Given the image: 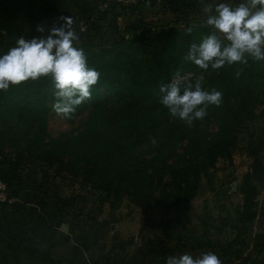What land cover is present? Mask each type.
Returning <instances> with one entry per match:
<instances>
[{"label":"trees","instance_id":"obj_1","mask_svg":"<svg viewBox=\"0 0 264 264\" xmlns=\"http://www.w3.org/2000/svg\"><path fill=\"white\" fill-rule=\"evenodd\" d=\"M140 2L112 5L134 14ZM130 5H135L133 11ZM101 11L89 14L85 31L80 23L74 28L79 36L75 46L83 48L88 66L100 73L87 101L90 116L76 132H49L48 113L56 101L50 76L0 90V177L12 196L21 198L10 204H27L31 186L21 185L20 170L35 158L45 163V181L50 177L47 169L53 177L78 180L112 210L125 199L145 208H178L197 197L204 178L213 182L220 159L232 162L241 148L251 163L238 183L242 202L236 206L237 234L222 245L199 239L194 248L196 256L221 251L244 263L264 264V256L255 259L243 249L259 215L257 197L264 186V61L248 57L246 64L201 69L185 56L193 43L212 33L207 23L175 22L156 33L141 17L142 31L131 37L122 33V40L107 39L97 24L90 25ZM188 28L192 33L185 32ZM22 35L3 36L2 42L10 49ZM154 35L160 43L149 40ZM176 78L181 91L185 82L202 78L203 90L222 93L220 104L208 105L204 119L194 120L191 127L160 103V86ZM257 120L260 125L252 126ZM8 203L0 201V206ZM263 251L264 244L259 248Z\"/></svg>","mask_w":264,"mask_h":264},{"label":"rangeland","instance_id":"obj_2","mask_svg":"<svg viewBox=\"0 0 264 264\" xmlns=\"http://www.w3.org/2000/svg\"><path fill=\"white\" fill-rule=\"evenodd\" d=\"M78 1L79 3H74L73 0H32L29 8L31 7L33 13L23 25L22 36L31 39L46 35L47 29H50L61 16L71 17L73 27L76 28L89 16L82 0ZM90 1L93 4L88 6L91 10L89 14H93L95 9H98V0ZM153 1H157L165 8V16L158 13L157 8L148 14L145 13L147 11L143 13L140 10L128 14L124 11V6L114 4L99 12L96 21H90V25L93 28L94 24H97L107 39L114 37L122 40V33L131 37L135 30L140 32L145 28L140 24L141 17L152 28L155 27L157 33L161 26H170L175 22L181 26L206 23L204 20L206 15L202 9L208 2H212L213 6L220 2L236 6L240 2V0ZM144 2L135 5L141 6ZM50 3H54L53 6ZM135 5H130L128 10L133 11ZM48 8H53L54 11L50 19ZM42 10L47 13L43 14ZM36 12L39 13L38 21L31 18V16L37 18ZM153 13H156L157 17H153ZM38 25L45 27V33L37 32ZM149 40L156 43L161 41L156 35ZM6 47L0 38V55L8 52L9 49ZM87 101L77 106L75 112L67 118L54 111L53 105L56 101H53L47 120L51 135L76 132L81 128L92 109L87 105ZM260 123L257 120L252 126H259ZM28 160L20 170L19 179L22 186H31L27 204L0 213V217H6L9 226V230L5 231L0 227V237L10 240V244L23 242L26 238L33 239L37 236L38 224L42 226L44 220L50 217L56 221L59 236L62 237L65 229L61 223L67 226L66 231L71 228L70 238L65 243H58L56 250L61 254L65 252L73 254L71 264H104L105 260L109 259L116 260V264H165L169 255L189 253L195 257L194 247L199 239H211L219 245L228 242L238 231L236 206L242 202L238 183L251 163V158L241 148L235 151L232 162L220 159L214 169L213 182L204 178L197 197L181 207L168 210L145 208L125 199L118 209L112 210L107 203H101L99 196L93 193L92 189L81 186L78 180L53 177V170L47 169L50 177L45 181L41 171L45 163L35 158ZM257 199L259 215L246 233L248 244L243 246V249L244 255L260 259L264 256V251L259 252L260 246L264 244V222L259 221L264 215V186L260 188ZM13 237L22 240L14 241ZM216 255L222 264H249L234 254L220 251Z\"/></svg>","mask_w":264,"mask_h":264},{"label":"clouds","instance_id":"obj_3","mask_svg":"<svg viewBox=\"0 0 264 264\" xmlns=\"http://www.w3.org/2000/svg\"><path fill=\"white\" fill-rule=\"evenodd\" d=\"M206 23L212 33L201 42L193 43L185 59L201 69H220L225 64H246L248 57L264 61V0H240L236 6L220 2L204 5ZM62 21V23H61ZM69 16H61L47 29L46 35L15 41L14 47L0 55V90L41 77H51L55 87L54 111L70 117L76 107L91 99V88L100 79V73L87 64L83 48L75 46L79 36ZM37 32L45 33L43 25ZM186 33H192L188 28ZM240 73L237 72V77ZM180 78L162 84L160 103L172 117H178L191 127L194 120H203L208 105H219L222 93L202 89V78L195 83ZM155 143V141H153ZM165 264H222L213 252L193 256L189 253L169 255Z\"/></svg>","mask_w":264,"mask_h":264},{"label":"crops","instance_id":"obj_4","mask_svg":"<svg viewBox=\"0 0 264 264\" xmlns=\"http://www.w3.org/2000/svg\"><path fill=\"white\" fill-rule=\"evenodd\" d=\"M73 2L79 3L78 0H73ZM31 4L32 0H0L1 40L3 36L14 37L17 36L18 33H21L26 19H29L31 13H33L31 11V7L29 8V5ZM50 4L52 5L54 3ZM82 4L84 6V9L87 10L86 14L89 15V13H91V10L88 6L93 3L90 0H82ZM12 5H15V7H13ZM48 9V19H50V17L54 14V11L53 8ZM155 9L158 13L162 14V16H165V8L161 7L160 3H158L157 1L146 0L140 6V11H147L145 12L147 14L150 11H154ZM42 13L45 14L47 12L42 10ZM26 15L28 18H26ZM35 15L37 18H34L32 16L31 18L35 21H38L39 13L36 12ZM154 16L157 17L156 13H153V17ZM15 200H17L16 197H14V200L9 201L8 204L1 205L0 213L4 212V210L6 211L15 209L21 205L10 204ZM6 220V217H0V227L2 231L9 230V226L6 223ZM61 226L67 230V226H65L64 223H61ZM65 229L63 230L64 233H62V237L59 236L56 221L49 217L47 220H44L42 226L38 224V229L36 230L37 236L35 238L33 237V239L26 238L23 242L10 244V240L0 237V264H71L73 262V254H69L67 252L61 254L56 251L58 248V243H65L68 238H70L69 230L71 228L68 231H66ZM13 240L21 241L22 239L13 237ZM116 262L117 261L114 259H111V261L109 259V261L105 260L104 264H116Z\"/></svg>","mask_w":264,"mask_h":264},{"label":"built area","instance_id":"obj_5","mask_svg":"<svg viewBox=\"0 0 264 264\" xmlns=\"http://www.w3.org/2000/svg\"><path fill=\"white\" fill-rule=\"evenodd\" d=\"M143 0H99L97 8L99 10H105L109 8L113 2H120L123 4H129V3H137ZM87 29V24L84 22L80 23V30L85 31ZM9 187L7 182L0 177V201H12L14 200V197H9Z\"/></svg>","mask_w":264,"mask_h":264},{"label":"water","instance_id":"obj_6","mask_svg":"<svg viewBox=\"0 0 264 264\" xmlns=\"http://www.w3.org/2000/svg\"><path fill=\"white\" fill-rule=\"evenodd\" d=\"M9 197H12V193H9ZM260 219L264 220V215L261 216Z\"/></svg>","mask_w":264,"mask_h":264},{"label":"flooded vegetation","instance_id":"obj_7","mask_svg":"<svg viewBox=\"0 0 264 264\" xmlns=\"http://www.w3.org/2000/svg\"><path fill=\"white\" fill-rule=\"evenodd\" d=\"M262 222H264V220L260 219Z\"/></svg>","mask_w":264,"mask_h":264}]
</instances>
